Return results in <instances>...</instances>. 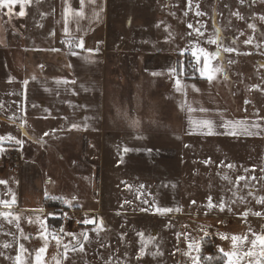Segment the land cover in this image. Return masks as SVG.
Wrapping results in <instances>:
<instances>
[{
  "label": "rangeland",
  "instance_id": "rangeland-1",
  "mask_svg": "<svg viewBox=\"0 0 264 264\" xmlns=\"http://www.w3.org/2000/svg\"><path fill=\"white\" fill-rule=\"evenodd\" d=\"M124 1L125 9L134 5ZM152 2L125 10L121 19L132 26L113 30L140 31L141 51L169 54L173 70L143 68L142 54L131 48L108 58L98 145L86 153L79 135L63 137L31 122L17 130L0 125V170L11 174V203L19 213L31 209L18 217V245L28 249L31 264L41 248L39 264H198L206 242L235 254L223 264L237 257L239 264H264L257 240L264 236V0ZM32 3L39 7L34 15L53 18L55 0ZM49 34L27 45L39 54H28L35 71L63 74ZM63 41L62 49L77 47ZM176 63L204 80H184ZM177 77L203 83L197 90L218 98L234 135L182 132L180 99L170 90ZM46 199L59 203L47 206Z\"/></svg>",
  "mask_w": 264,
  "mask_h": 264
},
{
  "label": "crops",
  "instance_id": "crops-1",
  "mask_svg": "<svg viewBox=\"0 0 264 264\" xmlns=\"http://www.w3.org/2000/svg\"><path fill=\"white\" fill-rule=\"evenodd\" d=\"M152 1L133 0L134 5L125 9L124 0H55L54 16L48 18L53 20L51 29L48 19L41 20L40 10L34 15L36 11L33 9L38 10L39 7L29 6L32 0L24 4L23 16L19 15V2L13 5L10 14L6 8H0V125L17 130L22 123L31 122L63 137L79 135L86 144V153L92 149V142L96 141L98 145L97 138L102 137L105 119L107 59L128 55L131 48L136 50V56L142 54L143 68L173 70V59L169 54L141 51L144 34L140 31L133 30L131 34L115 32L114 26H132L128 18L121 19L125 10L133 7L142 9L145 4L149 9L154 4ZM44 26L46 34L43 35ZM49 32L55 46H58L53 56L60 59L57 63L64 69L63 74L46 75L35 71L32 57L28 54L35 47L27 49V45L42 40L45 38L42 36ZM63 40L74 41L78 50L62 49L60 43ZM35 50L39 54L38 48ZM199 84L203 83L187 82L178 77L171 83V95L175 100L180 99L182 132L202 136L233 134L232 120L226 118L218 98L203 87L198 91L196 86ZM11 139L8 142H14ZM23 164L21 161L22 168ZM27 168L21 175L27 174ZM10 176L0 170V264H18V250L24 253L19 257V264H31L33 259L27 253L28 249L18 245V217H26L25 213H30L31 209L19 213L17 205L11 203Z\"/></svg>",
  "mask_w": 264,
  "mask_h": 264
},
{
  "label": "snow or ice",
  "instance_id": "snow-or-ice-1",
  "mask_svg": "<svg viewBox=\"0 0 264 264\" xmlns=\"http://www.w3.org/2000/svg\"><path fill=\"white\" fill-rule=\"evenodd\" d=\"M18 2L21 5V10L19 12V15L23 16L24 15V7L23 6H24L25 3L28 2V0H0V8H6L8 10V13L10 14L12 12L13 5H16ZM190 5H191V0H189V6ZM197 15H202V13L197 12ZM262 19H264V18H262ZM189 27L191 28L192 25H189ZM250 27H251V25H250ZM196 31L199 32V29H197ZM200 34L203 35V33H200ZM208 43H216V41L210 40V41H208ZM82 46H83V43L81 42L80 47H82ZM53 51H56V50L53 49ZM225 51L231 52L233 50L231 48H226ZM200 52H201V54H204V50L202 48L200 49ZM73 55H75V53H73ZM216 55H219V53L217 52ZM193 56H196L195 52H193ZM207 66H208V64H207V54H205V69H207ZM153 75H156V73H153ZM207 78L209 80H211L212 76L209 75ZM26 83H27V81H25V84ZM176 83H177V85H179L180 81L177 80ZM177 90H179V89H177ZM132 123L135 125L138 122L137 121H132ZM243 123H244L243 121H237L236 122V124H238V125H243ZM72 127L75 128V127H77V125H72ZM45 135H48V134L45 133ZM2 139H4V138L0 137V140H2ZM8 139H11V137H8ZM17 143H21V142L17 141ZM125 151H127V149H125ZM221 210H223V208H221ZM158 211L167 212V211H171V209H158ZM257 215H259V213H257ZM84 223L85 224L91 223V221L85 220ZM85 239H87V235L86 234H85ZM236 239H237L236 237H233L234 241ZM257 240L259 241L260 246H261L260 256H261V258H264V236L257 237ZM257 240H253L252 241L253 247L256 246ZM57 242L59 243V241H57ZM73 250H75V249H73ZM81 250H83L82 246H81ZM44 251H45L44 248L39 249V253H42ZM39 253H38V256H37V264H39ZM233 255H235V254L234 253H225V256H228V257H232ZM245 255L249 256V257H252V256H255V253L252 252V251H249V252L245 253ZM19 259L20 258L17 257L18 264H19ZM65 259H67V256H65ZM57 264H59V261L57 262ZM225 264H239V257H237L236 260H233V259L229 258L228 260H226Z\"/></svg>",
  "mask_w": 264,
  "mask_h": 264
},
{
  "label": "trees",
  "instance_id": "trees-1",
  "mask_svg": "<svg viewBox=\"0 0 264 264\" xmlns=\"http://www.w3.org/2000/svg\"><path fill=\"white\" fill-rule=\"evenodd\" d=\"M67 40H64L63 42H65ZM69 42H74V41H69ZM72 51H76L77 47H71L70 48ZM187 63V62H186ZM176 74L182 76V78L184 80L187 81H201L204 80L202 79L200 76L197 75V73H195L194 75H191L190 70L188 69L187 65L185 66H180L178 63H176ZM56 202V203H55ZM58 201H54L51 199H46L44 201V203L49 206L50 203H54L53 206L57 205ZM204 244V250L205 252H203L199 258V262L198 264H223V261L225 260V255L223 253H219V252H215L212 250L211 248V243L210 242H206L203 243Z\"/></svg>",
  "mask_w": 264,
  "mask_h": 264
}]
</instances>
